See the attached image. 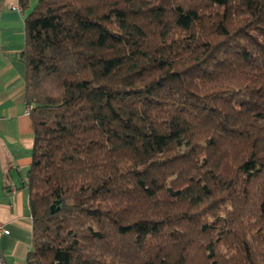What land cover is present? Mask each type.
Here are the masks:
<instances>
[{
    "label": "trees",
    "instance_id": "trees-1",
    "mask_svg": "<svg viewBox=\"0 0 264 264\" xmlns=\"http://www.w3.org/2000/svg\"><path fill=\"white\" fill-rule=\"evenodd\" d=\"M31 1L26 264H264V0Z\"/></svg>",
    "mask_w": 264,
    "mask_h": 264
},
{
    "label": "crops",
    "instance_id": "crops-1",
    "mask_svg": "<svg viewBox=\"0 0 264 264\" xmlns=\"http://www.w3.org/2000/svg\"><path fill=\"white\" fill-rule=\"evenodd\" d=\"M16 5L19 0H0V248L10 264H26L32 244L26 179L34 126L25 100V65L18 58L26 41L25 12Z\"/></svg>",
    "mask_w": 264,
    "mask_h": 264
},
{
    "label": "built area",
    "instance_id": "built-area-1",
    "mask_svg": "<svg viewBox=\"0 0 264 264\" xmlns=\"http://www.w3.org/2000/svg\"><path fill=\"white\" fill-rule=\"evenodd\" d=\"M14 8H17L18 10L22 11V7L20 5H16V6H14ZM3 232H4L3 227L0 226V234H2ZM0 264H10L7 261L6 256L3 253V251L1 250V248H0Z\"/></svg>",
    "mask_w": 264,
    "mask_h": 264
},
{
    "label": "water",
    "instance_id": "water-1",
    "mask_svg": "<svg viewBox=\"0 0 264 264\" xmlns=\"http://www.w3.org/2000/svg\"><path fill=\"white\" fill-rule=\"evenodd\" d=\"M54 207H55V204H52V205H51V209H52V211L54 210Z\"/></svg>",
    "mask_w": 264,
    "mask_h": 264
}]
</instances>
